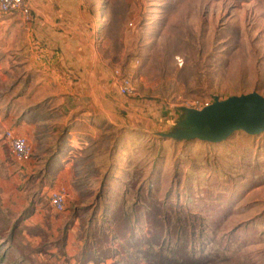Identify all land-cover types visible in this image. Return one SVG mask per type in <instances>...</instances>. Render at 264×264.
Segmentation results:
<instances>
[{"label": "rangeland", "instance_id": "1", "mask_svg": "<svg viewBox=\"0 0 264 264\" xmlns=\"http://www.w3.org/2000/svg\"><path fill=\"white\" fill-rule=\"evenodd\" d=\"M77 5L100 61L135 79L134 102L165 110L116 130L107 174L80 178L61 213L0 188V264H264V132L180 136L197 130L186 100L264 96V0Z\"/></svg>", "mask_w": 264, "mask_h": 264}, {"label": "crops", "instance_id": "2", "mask_svg": "<svg viewBox=\"0 0 264 264\" xmlns=\"http://www.w3.org/2000/svg\"><path fill=\"white\" fill-rule=\"evenodd\" d=\"M28 2L31 23L0 12V188L24 203L44 196L50 201L57 189L72 199L84 175L98 182L95 173L107 174L101 161L116 130L140 132L147 114L160 120L165 109L120 94L113 70L79 27L77 0ZM175 112L166 109L169 116ZM8 130L28 139L30 159L13 156L4 137ZM90 147L92 172L83 164Z\"/></svg>", "mask_w": 264, "mask_h": 264}, {"label": "water", "instance_id": "3", "mask_svg": "<svg viewBox=\"0 0 264 264\" xmlns=\"http://www.w3.org/2000/svg\"><path fill=\"white\" fill-rule=\"evenodd\" d=\"M188 120L197 130L182 133L189 140L219 143L236 131L256 135L264 132V96L257 92L232 96L215 102L202 110H187Z\"/></svg>", "mask_w": 264, "mask_h": 264}, {"label": "built area", "instance_id": "4", "mask_svg": "<svg viewBox=\"0 0 264 264\" xmlns=\"http://www.w3.org/2000/svg\"><path fill=\"white\" fill-rule=\"evenodd\" d=\"M0 12L2 14L18 13L26 23L33 20V10L28 0H0ZM114 82L117 84L119 92L123 96H135V79L124 72L121 68L113 69ZM214 101L206 99H190L185 101V108L188 110H202L210 106ZM11 153L18 160H28L32 156V148L25 136L18 135L12 130L5 132ZM50 203L57 212H63L66 208L67 192L64 189L51 191L49 195Z\"/></svg>", "mask_w": 264, "mask_h": 264}, {"label": "trees", "instance_id": "5", "mask_svg": "<svg viewBox=\"0 0 264 264\" xmlns=\"http://www.w3.org/2000/svg\"><path fill=\"white\" fill-rule=\"evenodd\" d=\"M0 259H1V260H6V256H3V257L1 256ZM6 263H7V261H5V264H6Z\"/></svg>", "mask_w": 264, "mask_h": 264}]
</instances>
